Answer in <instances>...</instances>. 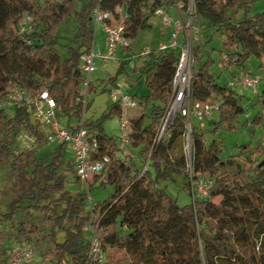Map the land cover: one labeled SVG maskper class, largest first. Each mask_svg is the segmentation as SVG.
I'll return each mask as SVG.
<instances>
[{"label": "trees", "instance_id": "trees-1", "mask_svg": "<svg viewBox=\"0 0 264 264\" xmlns=\"http://www.w3.org/2000/svg\"><path fill=\"white\" fill-rule=\"evenodd\" d=\"M253 1L0 0V100L14 88L33 96L44 90L56 101L58 118L74 130L82 112L77 100L80 59L93 42L92 13L97 6L112 14L130 40L108 81L125 68L124 58L136 53L132 41L150 26V16L159 8L167 13L178 2L183 15H192L191 24L200 35H221L228 68L241 69L254 57L264 70V10L250 14ZM71 14L75 26L62 54L58 28ZM201 39L196 44L192 39L190 97L192 102L219 103L213 128L191 126L189 159L183 148L184 119L178 113L167 133L154 142L170 101L179 53L157 46H149L144 55L136 53L131 71L138 75L133 81L139 84L143 78L147 92L139 97L141 113L129 127V146L135 154L118 150L99 120L84 118V126L98 142L91 157L108 155L105 169L110 173L105 180L92 175L88 189L98 181L113 187L91 210L86 209V191L66 189V173L61 170L64 142L46 156L37 154L47 142L48 131L33 107H0V168L9 182L5 200L0 192V264H11L10 251L16 245L31 247L29 264L39 246L44 264H93L91 236L84 234L88 226L102 257L95 264H107L104 252L108 250L115 253L116 264H264V146L243 144L240 155L223 156L215 133L219 126L236 130L241 115L245 123L264 127V75L251 104L257 109L249 119L242 95L209 71L210 57L202 60L198 55ZM93 90L91 79L89 92ZM89 106L88 97L86 111ZM121 112L122 106L113 101L105 116ZM20 135L30 140L25 147L20 146ZM66 165L75 171L73 158ZM176 175L191 195L187 203L179 204L163 184ZM202 177L209 181L204 194L195 191Z\"/></svg>", "mask_w": 264, "mask_h": 264}, {"label": "rangeland", "instance_id": "rangeland-1", "mask_svg": "<svg viewBox=\"0 0 264 264\" xmlns=\"http://www.w3.org/2000/svg\"><path fill=\"white\" fill-rule=\"evenodd\" d=\"M264 10V0H255L251 3L249 7L250 14L260 12ZM190 12V11H189ZM243 10L240 9L238 14L241 16ZM167 14L170 16H175V8H171ZM183 15V14H182ZM192 15L184 14L182 21L185 23L190 20ZM150 24L149 27L143 28L139 31L135 39L132 41V50L133 52H139L145 47H155L159 42H166L168 40V30L164 29L160 25V16L152 15L148 19ZM118 23V21H117ZM75 26V21L73 14L70 15L68 20L64 22L58 28V49L64 54L65 47L64 45L70 41V38L73 34V29ZM199 29V28H198ZM194 28L192 30V39L193 44H196L197 39L202 36L201 46L198 49V55L202 60H205L207 57L211 58L209 64V71L214 75L218 76V81L221 84L229 85V80L233 78V75L239 76L243 74L256 75L262 77L264 75V70H260L258 65L259 61L254 57H250L245 66L241 69L236 67L228 68L226 65L227 60L223 57L221 50L222 46V37L218 33H212L211 36L205 37L203 33H199V30ZM105 40V32L102 26L99 24L95 29V45L103 46ZM118 57L120 53H116V59L108 60L104 65L100 64L95 60V70L91 73V78L93 80V85L95 90L89 92L90 106L85 113V117H91L94 121L99 120L103 132L114 139L115 144H118L120 141L121 127L122 122H126L128 127H131L133 120H135L141 113V106L137 107H128L123 106L121 114L113 113L111 116H105L107 108L113 103V99L110 96L112 89H119L121 92L128 93L129 95H134V99L138 101L141 95L146 94L147 87L143 83V78H140V83L135 84L133 80L137 78V73H132L131 66L128 63V59H125V68L119 73L115 80L108 81V78L114 76L118 66ZM138 66V64H137ZM129 76V78H128ZM102 80L105 83H102ZM102 86L104 89L102 90ZM262 86V80H259L256 85L257 90ZM243 98V103L246 109L250 112L249 119L255 113L257 106L252 107L251 104L256 100V94H253L250 88L247 87H236L235 88ZM7 110H10V107L6 106ZM217 120V115L214 114L211 118H192L189 121L191 126H200L204 130H211L213 128V122ZM216 137L222 143V155L227 156L230 154H241L242 148L240 145L248 144L250 146L255 145L256 143H261L264 146V127L260 125H251L250 123H245V115H241L238 118V127L236 130H229L225 126H219L216 131ZM210 132L206 133L207 138H210ZM19 143L21 147H25L30 143V140L23 136H19ZM61 145L59 140L47 141L42 146L37 149V154L41 156H46L53 152L56 148ZM184 152L189 159L191 154V138L190 134L187 136L184 134L183 141ZM126 150L131 153L136 152L131 146H127ZM62 166L61 170L66 173V189L72 193H77L80 191H86L83 183L77 180L75 171L68 168L67 163H69L73 158V152L68 144L64 143L62 148ZM100 178L105 180L110 177L108 169H104L100 174ZM181 177L178 175L175 176L174 181H168L163 183L166 187L168 194L176 198L179 204H184L191 201V195L181 187ZM209 184V181L206 177H202L200 181L195 186L196 192H201L206 189V186ZM9 186V182L5 177V169L0 168V192H2V198L5 200L6 192ZM113 187L110 183H105L103 185L99 184V181L91 185L88 189V195L92 205L97 202H101L106 199L109 193L112 191ZM219 199L216 198L215 201ZM86 209H89V203L86 201ZM92 229V228H91ZM86 228L85 236L89 238L91 236L92 230ZM12 244V243H10ZM7 243V245H10ZM40 249L42 247H35L34 254L32 257L31 264H44L42 261V256L40 255ZM105 263L107 264H116L115 262V253L111 250L104 252ZM102 261V260H101ZM104 261V260H103Z\"/></svg>", "mask_w": 264, "mask_h": 264}, {"label": "built area", "instance_id": "built-area-1", "mask_svg": "<svg viewBox=\"0 0 264 264\" xmlns=\"http://www.w3.org/2000/svg\"><path fill=\"white\" fill-rule=\"evenodd\" d=\"M182 4L176 3L175 9L178 11L176 16H170L163 8H159L156 14L160 16V25L168 30V40L159 42V49H177L178 61L176 62L175 73L172 79L171 97L166 109L164 118L159 127V131L154 139L158 142L160 137L167 133L168 127L175 115L178 113L184 119L185 133L190 134L192 118H211L219 109L217 101L192 102L190 97V85L192 79L193 57L191 54L192 45V30L191 19L184 24L181 13ZM93 24V42L90 48L81 56V71L82 80L77 100L82 107L81 116L75 124V129H69L57 116L56 101L48 95L46 91H41L38 96H33L29 92L14 88L5 98L0 100V107L12 105H31L35 117L41 122L44 128L48 131L47 141L59 140L69 145L73 152V161L75 173L86 189L87 201L89 209L92 208V203L88 195V180L92 175L100 174L109 161V156L104 154L98 158H92L91 152L97 147L98 142L94 133H90L84 126V118L86 106L88 103L89 88L91 84V73L95 70V60L100 64H105L108 60L116 59V53L119 51L120 56L124 48L130 45V40L123 35L122 25L116 22L112 14L107 11H102L98 6L92 13ZM101 25L105 32V40L103 46L95 45V29ZM181 36L183 38H181ZM150 47H145L141 51L136 52L139 55H144L149 51ZM130 54L124 58L128 59L129 65H135V57L137 54ZM226 58V57H225ZM120 57H118L119 61ZM227 60V59H226ZM227 64V63H226ZM259 82V77L251 74H243L233 76L229 80V86L247 87L255 94L257 92L256 85ZM110 96L113 101H118L119 104L128 107H137V101L128 93L121 92L119 89H112ZM130 128L126 122H122L120 141L117 148L120 151H125L130 144ZM207 187V186H206ZM200 193H205L201 191ZM91 229L90 226H88ZM92 230V229H91ZM91 248L90 256L93 264L101 262L99 243L92 230L91 233ZM32 256V249L29 246H14L10 251L9 260L11 264H29Z\"/></svg>", "mask_w": 264, "mask_h": 264}, {"label": "crops", "instance_id": "crops-1", "mask_svg": "<svg viewBox=\"0 0 264 264\" xmlns=\"http://www.w3.org/2000/svg\"><path fill=\"white\" fill-rule=\"evenodd\" d=\"M175 11H176V14H175V16L178 14V11L175 9ZM168 34V33H167ZM182 37V36H181ZM103 45H104V43H103ZM119 52V51H118ZM120 53V52H119Z\"/></svg>", "mask_w": 264, "mask_h": 264}]
</instances>
